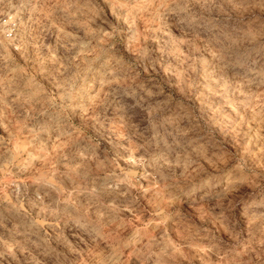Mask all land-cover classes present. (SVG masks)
I'll use <instances>...</instances> for the list:
<instances>
[{"label": "clouds", "instance_id": "1", "mask_svg": "<svg viewBox=\"0 0 264 264\" xmlns=\"http://www.w3.org/2000/svg\"><path fill=\"white\" fill-rule=\"evenodd\" d=\"M0 264H264V0H0Z\"/></svg>", "mask_w": 264, "mask_h": 264}]
</instances>
